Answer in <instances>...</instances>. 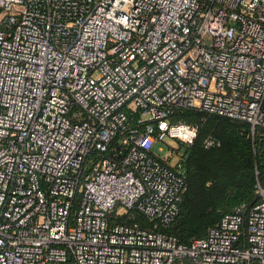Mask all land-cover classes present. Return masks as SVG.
Returning <instances> with one entry per match:
<instances>
[{
    "label": "built area",
    "instance_id": "2783aa9c",
    "mask_svg": "<svg viewBox=\"0 0 264 264\" xmlns=\"http://www.w3.org/2000/svg\"><path fill=\"white\" fill-rule=\"evenodd\" d=\"M187 108L264 128V0H0V264H264L259 184L164 231L187 183L151 149Z\"/></svg>",
    "mask_w": 264,
    "mask_h": 264
},
{
    "label": "trees",
    "instance_id": "16d2710c",
    "mask_svg": "<svg viewBox=\"0 0 264 264\" xmlns=\"http://www.w3.org/2000/svg\"><path fill=\"white\" fill-rule=\"evenodd\" d=\"M170 121L197 126L196 138L185 145L181 163L187 189L175 220L164 229L189 245L236 206L258 202L255 185L264 188V128L257 126L252 132L245 121L192 108L175 110ZM207 137L219 145L204 147ZM135 220L147 223L141 215Z\"/></svg>",
    "mask_w": 264,
    "mask_h": 264
},
{
    "label": "rangeland",
    "instance_id": "374dc122",
    "mask_svg": "<svg viewBox=\"0 0 264 264\" xmlns=\"http://www.w3.org/2000/svg\"><path fill=\"white\" fill-rule=\"evenodd\" d=\"M185 151V144L167 136L155 142L151 149L152 154L158 158L168 156L169 165L179 170H181L182 157Z\"/></svg>",
    "mask_w": 264,
    "mask_h": 264
}]
</instances>
